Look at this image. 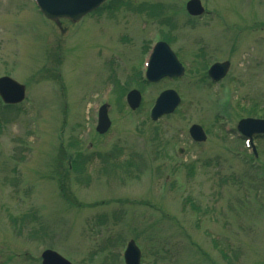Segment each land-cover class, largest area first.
Masks as SVG:
<instances>
[{
	"label": "rangeland",
	"instance_id": "1",
	"mask_svg": "<svg viewBox=\"0 0 264 264\" xmlns=\"http://www.w3.org/2000/svg\"><path fill=\"white\" fill-rule=\"evenodd\" d=\"M186 1L130 0L99 13L103 23L61 21L60 33L32 0H0V75L26 85L17 105L0 100V264H40L47 247L72 264H124L130 238L140 264H264V136L248 145L236 130L240 118L264 117V0H201L200 17ZM159 39L188 71L142 83L137 69ZM223 60L230 67L212 83L206 70ZM133 87L142 99L131 110L122 93ZM166 88L181 102L152 120ZM104 101L111 124L98 133ZM193 123L204 141L190 138ZM119 148L118 167H69L76 153Z\"/></svg>",
	"mask_w": 264,
	"mask_h": 264
},
{
	"label": "water",
	"instance_id": "2",
	"mask_svg": "<svg viewBox=\"0 0 264 264\" xmlns=\"http://www.w3.org/2000/svg\"><path fill=\"white\" fill-rule=\"evenodd\" d=\"M46 16L56 19L58 16L69 17L71 20L78 19L85 11L93 5H97L102 0H37ZM186 8L190 13L198 14L203 11L199 0H189ZM229 63H214L208 69L209 76L216 80L222 77L227 71ZM183 72V67L176 59L175 54L163 42L158 43L151 57L147 71V78L150 81L157 80L162 76H179ZM0 96L3 101L8 103L18 102L24 96V85L17 83L9 77H0ZM128 100L131 107H135L139 102V93L130 91ZM179 97L172 89L164 90L157 97L153 106L151 116L157 118L163 113L171 112L178 104ZM100 119L97 130L103 132L109 125L106 115V106L100 110ZM238 130L245 136L251 137L253 133H264V118H243L238 122ZM189 134L196 141L205 139V133L198 124H192ZM126 264H139L140 251L133 240L127 244L124 252ZM42 264H70L60 255L51 250L42 253Z\"/></svg>",
	"mask_w": 264,
	"mask_h": 264
},
{
	"label": "trees",
	"instance_id": "3",
	"mask_svg": "<svg viewBox=\"0 0 264 264\" xmlns=\"http://www.w3.org/2000/svg\"><path fill=\"white\" fill-rule=\"evenodd\" d=\"M254 110V109H253Z\"/></svg>",
	"mask_w": 264,
	"mask_h": 264
}]
</instances>
